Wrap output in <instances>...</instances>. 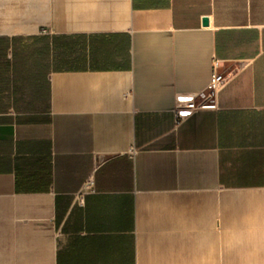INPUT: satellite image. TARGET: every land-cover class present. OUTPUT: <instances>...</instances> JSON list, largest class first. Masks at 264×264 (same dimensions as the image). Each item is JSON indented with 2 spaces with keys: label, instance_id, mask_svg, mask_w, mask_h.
Instances as JSON below:
<instances>
[{
  "label": "crops",
  "instance_id": "0c3cea01",
  "mask_svg": "<svg viewBox=\"0 0 264 264\" xmlns=\"http://www.w3.org/2000/svg\"><path fill=\"white\" fill-rule=\"evenodd\" d=\"M0 264H264V0H0Z\"/></svg>",
  "mask_w": 264,
  "mask_h": 264
},
{
  "label": "built area",
  "instance_id": "2783aa9c",
  "mask_svg": "<svg viewBox=\"0 0 264 264\" xmlns=\"http://www.w3.org/2000/svg\"><path fill=\"white\" fill-rule=\"evenodd\" d=\"M227 77L218 72V62L214 61L213 70L210 76L209 83L205 91L189 96H178L176 98L175 109V123L178 124L186 117L190 116L193 110L204 106V102L213 96L219 88H221L226 82ZM197 98H200L199 102H195ZM134 153L135 150H132ZM87 186H92V181L87 182Z\"/></svg>",
  "mask_w": 264,
  "mask_h": 264
},
{
  "label": "water",
  "instance_id": "95a60500",
  "mask_svg": "<svg viewBox=\"0 0 264 264\" xmlns=\"http://www.w3.org/2000/svg\"><path fill=\"white\" fill-rule=\"evenodd\" d=\"M207 23H208V20H207V19H204V20H203V25L206 26Z\"/></svg>",
  "mask_w": 264,
  "mask_h": 264
}]
</instances>
